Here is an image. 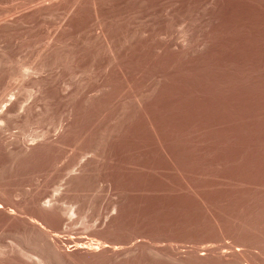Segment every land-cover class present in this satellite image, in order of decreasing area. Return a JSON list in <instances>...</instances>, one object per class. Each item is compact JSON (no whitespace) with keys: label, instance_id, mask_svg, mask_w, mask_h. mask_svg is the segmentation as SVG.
<instances>
[{"label":"rangeland","instance_id":"1","mask_svg":"<svg viewBox=\"0 0 264 264\" xmlns=\"http://www.w3.org/2000/svg\"><path fill=\"white\" fill-rule=\"evenodd\" d=\"M263 8L0 0V264H264Z\"/></svg>","mask_w":264,"mask_h":264},{"label":"bare ground","instance_id":"2","mask_svg":"<svg viewBox=\"0 0 264 264\" xmlns=\"http://www.w3.org/2000/svg\"><path fill=\"white\" fill-rule=\"evenodd\" d=\"M55 1V0H54ZM52 2V1H51ZM38 3V2H37ZM49 4V3H48ZM52 4H54V2L52 3ZM49 5H51V4H49ZM263 7V6H262ZM76 9V8H75ZM264 9V8H263ZM53 10V9H52ZM75 11V10H74ZM33 12V11H32ZM40 12V11H39ZM43 13V12H42ZM73 13V12H72ZM8 16V15H7ZM72 16V15H71ZM4 17V16H3ZM10 17V16H9ZM17 17V16H16ZM1 18V17H0ZM7 18V17H6ZM14 18H15V16H14ZM13 19V18H12ZM27 20V19H26ZM1 24H4V23H1ZM0 24V25H1ZM6 24H13V22H6L5 23V25ZM15 24V23H14ZM13 28V27H12ZM104 34V33H103ZM62 35V34H61ZM7 64V63H6ZM0 208H1V206H0ZM11 213V212H10ZM12 214H13V212H12ZM32 222V221H31ZM34 232V231H33ZM45 233V232H44ZM52 242H54V241H52ZM79 244H81V243H79ZM83 244V243H82ZM100 245H101V243H100ZM77 246H80V245H77ZM82 247V246H81ZM99 247V246H98ZM116 247V246H115ZM114 247V248H115ZM80 248V247H79ZM83 248V247H82ZM123 248V247H122ZM78 249V248H77ZM100 249V248H99ZM116 250L118 249L117 247L115 248ZM120 249V248H119ZM118 249V250H119ZM123 250V249H122ZM226 253V252H225ZM204 255H206V254H204ZM224 256V255H223ZM43 263V262H42ZM233 264H246L245 262H243L242 260H240V259H238V260H234L233 261Z\"/></svg>","mask_w":264,"mask_h":264}]
</instances>
